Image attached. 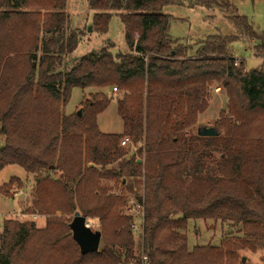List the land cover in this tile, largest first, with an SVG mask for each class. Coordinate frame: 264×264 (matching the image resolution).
<instances>
[{
    "label": "trees",
    "instance_id": "trees-1",
    "mask_svg": "<svg viewBox=\"0 0 264 264\" xmlns=\"http://www.w3.org/2000/svg\"><path fill=\"white\" fill-rule=\"evenodd\" d=\"M86 3L96 34L108 31L113 14L120 19L128 53L114 56L106 47L75 59L81 33L64 35L65 0H0V171L18 166L32 177L28 212L46 216L43 228L3 223L0 264H127L140 246L125 207L141 186L147 202L138 197L145 216L140 245L148 264H242L241 252H264V66H235L234 36H209L190 56L170 38L172 19L164 14L183 0ZM190 3L234 10L227 0ZM230 19L264 56V33L245 17ZM213 86L227 99L214 124L220 135H187ZM114 87L122 133L102 134L97 117ZM74 88L89 93L81 117L64 112ZM124 138L143 144L138 157L120 146ZM25 186L11 178L0 195ZM75 212L98 220L104 243L98 252L80 254L68 227ZM193 219L237 228L243 237L189 249L182 231Z\"/></svg>",
    "mask_w": 264,
    "mask_h": 264
},
{
    "label": "rangeland",
    "instance_id": "rangeland-1",
    "mask_svg": "<svg viewBox=\"0 0 264 264\" xmlns=\"http://www.w3.org/2000/svg\"><path fill=\"white\" fill-rule=\"evenodd\" d=\"M227 1L233 6V11L230 10V12H226L225 10L217 8L208 10L203 7L193 6V4L190 3L191 0H183L182 5L180 6L166 8L164 14L171 16L172 19L169 36L173 41H176L184 47H188L190 56L196 52L200 42L209 36L222 35L237 37V40L231 45L233 58L236 61L243 63L245 71L259 69L264 66V56L257 55L254 50L256 42L252 41L242 29L236 27L230 19V16L233 14L234 16L245 17L251 22V27L255 33H264V0L254 4H251L248 0ZM64 12L68 17V23L64 29L65 37L69 36L72 31L81 33L79 35L80 40L78 46L71 54V57L78 59L88 53L99 52L106 47L114 56L129 52L124 28L120 19L116 15L113 14L111 17L108 31L105 34L99 35L92 32V30L88 31L94 12L88 8L86 0H65ZM68 60L69 59L65 60V62ZM216 88H219V86H213L210 88L208 108L199 116L198 122L192 130L187 131V135H196L198 124L214 126L215 122L218 120L220 111L225 109L227 100L225 93L222 90H219L217 94L214 93V89ZM111 89L112 88L107 90V94L108 97L111 96L112 100L107 109L98 115L97 126L102 134H121L122 121L117 114V98L120 96L118 92L115 95H112ZM86 94L89 93H83L79 88L72 89L70 99L64 110L65 114L77 112L80 109L79 105L83 100V96ZM1 143L2 139H0V145ZM129 147L131 148L132 154L138 157L137 151L140 148H143V144L140 146H134L130 140V144L124 148ZM142 157L144 158V155ZM11 178H17L21 181L26 180V186L25 189L20 191L15 188V190H13L11 194H8L7 197L0 195V233L4 222L9 220L20 221V215H29L31 213V211L28 212V210L30 207V187L32 184V177L26 174L24 170L18 166H8L0 171V187L6 184ZM138 180L142 181V178H139ZM103 185L105 188L111 189L115 195L121 194V187L118 185L116 186L113 182H104ZM134 191L137 199L133 196H127L128 202L125 207L126 214H128L127 209H131L138 205V197H141V202H144L146 205L147 201L143 198L145 194L143 187L141 186ZM142 203H140V205L143 207ZM34 214L43 217L42 220L34 222L37 228H43L46 216L40 213ZM133 216H131L132 220L134 218L135 221L139 215L135 212ZM143 217L145 216L143 215ZM72 219L73 215L69 218L68 225L71 223ZM86 222L92 231H100L97 219L86 217ZM235 232H237V228L228 232L220 222H214L210 219L189 220L187 229L182 231V233L187 236L189 249H192L195 246H218L226 235L243 237L242 234H235ZM142 236L140 229L134 235V241L138 246L141 244L140 240L142 239ZM103 245L104 243L100 240L98 251ZM240 255H243V258H245V262L242 264H264V252L261 250H258L255 254L245 251L241 252Z\"/></svg>",
    "mask_w": 264,
    "mask_h": 264
},
{
    "label": "water",
    "instance_id": "water-1",
    "mask_svg": "<svg viewBox=\"0 0 264 264\" xmlns=\"http://www.w3.org/2000/svg\"><path fill=\"white\" fill-rule=\"evenodd\" d=\"M88 31H91L89 28ZM78 117L82 116V109L76 112ZM220 133L216 130L215 126H206L198 124L196 130V136L203 138H215ZM140 161H138L139 163ZM71 231L72 239L77 244L80 254L87 255L90 253L98 252L101 233L100 231H92L86 222V217L79 212H75L71 223L68 225ZM245 262V258H242V263Z\"/></svg>",
    "mask_w": 264,
    "mask_h": 264
},
{
    "label": "built area",
    "instance_id": "built-area-1",
    "mask_svg": "<svg viewBox=\"0 0 264 264\" xmlns=\"http://www.w3.org/2000/svg\"><path fill=\"white\" fill-rule=\"evenodd\" d=\"M234 65L237 66L238 61H236L234 63ZM219 90H220L219 88L214 89V93L217 94L219 92ZM117 92L118 91L115 87L111 89L112 95H115ZM129 144H130V140L128 138H124L121 141L120 146L126 147ZM135 212L138 213L139 216H138V218L135 219V221L133 218L131 226H130L131 231H132L133 235H135V233L137 231H139V229H140L141 236H142L143 235L142 228L144 225V217H143L144 213H143V207L139 203L135 207H132L131 209H127V213L130 216H133V214ZM19 218H20L19 219L20 222H27L28 221V222H32V223L40 221L43 219V217L41 215H37V214H29V215L22 214V215H20ZM140 241L142 242V239ZM137 248H138V245H137ZM127 264H148V259H147V256L145 255L144 251H143L142 245H140L139 251L137 252L136 256H134V258L130 259Z\"/></svg>",
    "mask_w": 264,
    "mask_h": 264
}]
</instances>
